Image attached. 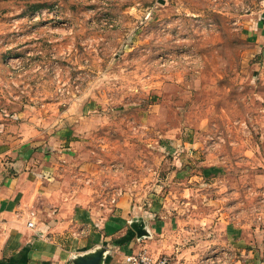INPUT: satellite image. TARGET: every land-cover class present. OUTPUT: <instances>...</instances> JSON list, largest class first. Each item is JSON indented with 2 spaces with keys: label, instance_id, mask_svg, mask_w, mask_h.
Wrapping results in <instances>:
<instances>
[{
  "label": "rangeland",
  "instance_id": "rangeland-1",
  "mask_svg": "<svg viewBox=\"0 0 264 264\" xmlns=\"http://www.w3.org/2000/svg\"><path fill=\"white\" fill-rule=\"evenodd\" d=\"M5 133L127 195L156 259L264 264V0H0Z\"/></svg>",
  "mask_w": 264,
  "mask_h": 264
},
{
  "label": "crops",
  "instance_id": "crops-1",
  "mask_svg": "<svg viewBox=\"0 0 264 264\" xmlns=\"http://www.w3.org/2000/svg\"><path fill=\"white\" fill-rule=\"evenodd\" d=\"M10 134L0 138V264H127V255L143 251L155 259L146 241L129 236L145 215L127 195L111 207L96 204L66 174L61 160L70 149L50 155L42 138L5 141Z\"/></svg>",
  "mask_w": 264,
  "mask_h": 264
},
{
  "label": "built area",
  "instance_id": "built-area-1",
  "mask_svg": "<svg viewBox=\"0 0 264 264\" xmlns=\"http://www.w3.org/2000/svg\"><path fill=\"white\" fill-rule=\"evenodd\" d=\"M33 226V223H30ZM127 264H178L170 256H162L159 258H152L146 252L132 253L126 256Z\"/></svg>",
  "mask_w": 264,
  "mask_h": 264
}]
</instances>
